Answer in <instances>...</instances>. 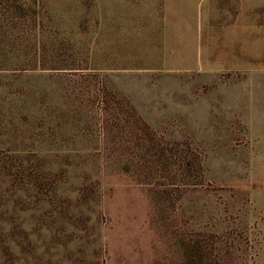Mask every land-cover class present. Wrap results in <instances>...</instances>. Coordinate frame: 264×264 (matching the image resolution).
Instances as JSON below:
<instances>
[{"label":"rangeland","instance_id":"1","mask_svg":"<svg viewBox=\"0 0 264 264\" xmlns=\"http://www.w3.org/2000/svg\"><path fill=\"white\" fill-rule=\"evenodd\" d=\"M0 264H264V0H0Z\"/></svg>","mask_w":264,"mask_h":264},{"label":"trees","instance_id":"2","mask_svg":"<svg viewBox=\"0 0 264 264\" xmlns=\"http://www.w3.org/2000/svg\"><path fill=\"white\" fill-rule=\"evenodd\" d=\"M4 253L8 257H11L12 259H15L16 258V256L14 255V253L10 250L9 246L6 247V249L4 250Z\"/></svg>","mask_w":264,"mask_h":264}]
</instances>
